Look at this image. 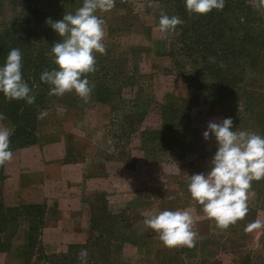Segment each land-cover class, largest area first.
Here are the masks:
<instances>
[{"label": "rangeland", "instance_id": "rangeland-1", "mask_svg": "<svg viewBox=\"0 0 264 264\" xmlns=\"http://www.w3.org/2000/svg\"><path fill=\"white\" fill-rule=\"evenodd\" d=\"M82 4L0 0V65L19 48L23 79L35 96L29 105L0 94V127L13 130L12 159L0 165V225L6 228L0 241L5 246L17 227L30 226L27 264H65L70 257L81 264V249L88 252L87 264H200L204 239L195 237L191 248H168L143 221L177 209H187L194 224L205 219L187 185L188 176L207 173L216 151L214 138L202 135L209 122L230 117L234 129L264 135V9L257 0H225L223 10L200 16L189 14L184 0H114L110 11L97 13L104 20L106 52L95 54V71L85 74L90 95L50 96L40 75L56 67L49 52L59 37L45 21L60 20ZM161 14L183 24L160 33ZM41 112L46 115L38 118ZM31 147L44 148V165L52 170L45 185L51 202L63 203L54 212L90 211L87 227L69 226L61 248L45 246V205L7 206L5 179L20 176L21 186L32 180L26 172L18 175L29 164L16 159ZM249 193L247 200L264 209V179L252 181ZM76 199L84 204H74ZM251 223L233 224L221 249L239 264H264V230L246 231ZM75 233L81 242L69 244Z\"/></svg>", "mask_w": 264, "mask_h": 264}, {"label": "clouds", "instance_id": "clouds-1", "mask_svg": "<svg viewBox=\"0 0 264 264\" xmlns=\"http://www.w3.org/2000/svg\"><path fill=\"white\" fill-rule=\"evenodd\" d=\"M189 14L207 15L212 10H223L225 0H184ZM114 7V0H83L74 13H65L62 19L45 23L59 37L50 47L49 56L56 66L40 75L42 83L49 86L50 96H62L75 92L86 99L91 86L85 74L95 71V54H105L104 20L97 13H106ZM256 7L264 9V0H257ZM178 16L161 14L156 31L170 33L182 25ZM212 59V58H210ZM0 94L9 100H24L31 105L35 96L22 75V54L12 48L0 65ZM41 112L38 118H43ZM5 117L0 114V120ZM12 129L0 127V165L11 161L10 149ZM207 141L214 138L216 151L207 173L188 176V192L192 200L202 206V212L218 227L227 228L242 220L248 211L247 196L252 181L264 179V135L233 128L232 118L209 122L203 132ZM144 225L153 230L165 247H193L196 233L193 220L187 209L163 210L148 216ZM260 227L259 223L248 224L246 231ZM81 264H87L88 252L81 249L78 254Z\"/></svg>", "mask_w": 264, "mask_h": 264}, {"label": "crops", "instance_id": "crops-1", "mask_svg": "<svg viewBox=\"0 0 264 264\" xmlns=\"http://www.w3.org/2000/svg\"><path fill=\"white\" fill-rule=\"evenodd\" d=\"M40 149L43 151L44 148L31 147L17 153V164H29V171L21 168V173L19 172L18 175L26 172L32 180L27 181L26 184L21 186L19 184L22 179L20 176H15L9 180L5 179V183L9 184L7 196L11 198L8 199L11 201V204L6 205L10 207H19L21 205H45L47 213L42 226L45 246L61 248L62 246L64 247V245H62V242L64 243L62 240L63 235L65 236L69 226H71V230H83L87 227L86 217L89 218L90 211L85 207L75 210L72 209L71 211L62 209L58 210V213L54 212L61 208L63 203L60 201L55 203L51 202L53 198H51V194L47 191L45 182L49 179V175L51 176L50 173L52 170L46 168V165H44L46 157L41 155ZM247 197H252L251 193H248ZM73 203H79L80 205L84 204L81 203L79 199L74 200ZM189 207L187 208L189 209ZM247 207V214L242 220L246 221L248 219L255 221V223H259L260 227L258 229L259 234H261L264 230V209H259L258 204L248 200ZM251 211H254L252 213L253 216L251 215ZM70 212L73 213L71 214ZM72 215L77 217L81 216L80 220H83L81 224L72 220ZM242 220L237 221L235 224L242 222ZM203 223L205 224L203 225ZM232 228L233 224L229 225L227 228H220L214 220L209 219L207 216H205L203 221L197 224L193 223L192 230L196 232V237L199 236L201 239H204L201 247H199L197 251V260L200 264H239L235 254L225 253L221 249V239L224 240V238L230 234ZM207 230H209V232H207ZM27 231L28 229L25 225L23 227L19 226L5 246H3L0 241V264H24V249L27 240ZM200 231L202 232L200 233ZM52 235L57 236L58 240H54L55 238L50 239ZM76 236V233L69 236V239H67L69 244L81 242ZM46 237L50 239L48 242L46 241Z\"/></svg>", "mask_w": 264, "mask_h": 264}, {"label": "trees", "instance_id": "trees-1", "mask_svg": "<svg viewBox=\"0 0 264 264\" xmlns=\"http://www.w3.org/2000/svg\"><path fill=\"white\" fill-rule=\"evenodd\" d=\"M21 207H26V209H30V208L31 209H42L43 208L42 205H29V206H21ZM43 218L44 217L42 216L41 219L43 220ZM12 221H14V220H12ZM27 229H28V231H27V240H26L25 249H24L25 250V252H24V264H27L28 263V260H29L28 252H29V250L31 248V232H32L31 230L32 229H31L30 226ZM5 231H6V228L3 225V223H2V225H0V234L4 233ZM43 258L45 259V258H47V256L44 255ZM72 259H74V257H70V260L67 263H65V264H73L74 261Z\"/></svg>", "mask_w": 264, "mask_h": 264}]
</instances>
